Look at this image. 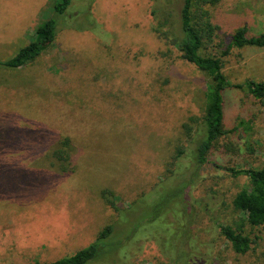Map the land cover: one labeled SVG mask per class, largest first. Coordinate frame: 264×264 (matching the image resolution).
I'll list each match as a JSON object with an SVG mask.
<instances>
[{"label": "rangeland", "instance_id": "1", "mask_svg": "<svg viewBox=\"0 0 264 264\" xmlns=\"http://www.w3.org/2000/svg\"><path fill=\"white\" fill-rule=\"evenodd\" d=\"M52 3L0 0V61L47 20L56 28L33 62L0 68V264L70 257L108 226L89 264H264V224L232 206L247 181L226 171L264 168V99L224 92L228 133L197 167L210 80L155 31L164 18L177 32L182 0H72L63 15ZM205 10L216 29L202 53L230 84L263 82L264 47H227L242 26L264 34V0ZM219 224L241 229L249 251L235 253Z\"/></svg>", "mask_w": 264, "mask_h": 264}, {"label": "trees", "instance_id": "2", "mask_svg": "<svg viewBox=\"0 0 264 264\" xmlns=\"http://www.w3.org/2000/svg\"><path fill=\"white\" fill-rule=\"evenodd\" d=\"M216 1L182 0L177 32H174L169 20L164 18L158 22L155 28L162 38L176 46L186 62L204 72L210 80V85L205 93V105L201 120L203 130L193 152L192 161L197 167L208 164V154L214 144L221 136L228 133L224 129V92L229 88H245L254 100L264 99V81L245 80L240 84H230L222 72L220 59L202 53L204 45L211 41L216 29L209 20L205 6L213 5ZM71 2L72 0H53L52 9L56 14L63 15ZM157 12V10L152 11L153 15H156ZM55 35V22L53 19H49L36 29L35 41L21 48L12 58L0 61V68L16 70L33 62L40 55L42 47L51 42ZM245 46L263 48L264 34L251 36L248 29L242 26L231 35L227 52L232 47L242 48ZM226 171L231 177L241 176L247 181V186L235 195L232 201L233 209L245 214L246 222L251 227L263 225L264 168L227 169ZM101 196L114 212L119 215L123 214L118 199L113 193L105 190ZM218 229L220 235L231 245L235 253L245 254L249 251L252 242L241 229H233L224 224H219ZM112 233L113 226H108L86 248L70 257L46 264H89L98 256L99 251L112 236Z\"/></svg>", "mask_w": 264, "mask_h": 264}]
</instances>
